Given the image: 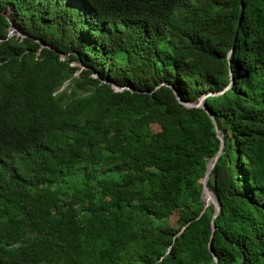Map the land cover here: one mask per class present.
Masks as SVG:
<instances>
[{"label":"trees","instance_id":"1","mask_svg":"<svg viewBox=\"0 0 264 264\" xmlns=\"http://www.w3.org/2000/svg\"><path fill=\"white\" fill-rule=\"evenodd\" d=\"M0 264H264V0H0Z\"/></svg>","mask_w":264,"mask_h":264},{"label":"water","instance_id":"2","mask_svg":"<svg viewBox=\"0 0 264 264\" xmlns=\"http://www.w3.org/2000/svg\"><path fill=\"white\" fill-rule=\"evenodd\" d=\"M221 93H223V92H221ZM176 94H177V93H176ZM219 94H220V93H219ZM177 96H178V95H177ZM209 96H211V95H210V94L204 95V96L200 99V101H199V103H198L197 105H193V104H189V103L187 104V103H185V102H184L179 96H178V99H179V101H180L181 103H183V104L185 103V104L189 105L190 107H201V108L205 109V110L207 111V113L209 114V116L211 117V119H212V121H213V123H214V125H215V128H216L217 133L220 134L221 132H220L219 125H218V122H217V119H216V115H215V113H214V112L208 107V105L206 104V100H207V98H208ZM219 139H220L221 142H222L221 150H220V152L217 154V156H216L214 159H212V160L208 163L207 171H206V176H205V178H204V180H203V195H202V198H203L204 201H205V199H204V195H205L206 191H208L207 189H208V187H209L208 184H209V180H210V178H211V174H212L213 170L215 169V167H216V165H217V163H218V161H219L221 155L224 153V150H225V140H224V137H223L222 135H220V136H219ZM215 197H216V196H215ZM205 203H206V207H209V206H214V207H215V215H214V219H217L218 216L220 215L221 211H222V205H221V203L218 201L217 198H216V201L213 202L212 205H210L207 201H205ZM213 226H214L213 230H215V225L213 224ZM211 252L215 255V253L213 252L212 249H211ZM216 261H218L217 257H216Z\"/></svg>","mask_w":264,"mask_h":264},{"label":"bare ground","instance_id":"3","mask_svg":"<svg viewBox=\"0 0 264 264\" xmlns=\"http://www.w3.org/2000/svg\"><path fill=\"white\" fill-rule=\"evenodd\" d=\"M208 191H206L205 195H204V199L205 201H207L210 205L213 204V202L216 201V197L214 195V193L210 190V188L208 187L207 189Z\"/></svg>","mask_w":264,"mask_h":264},{"label":"rangeland","instance_id":"4","mask_svg":"<svg viewBox=\"0 0 264 264\" xmlns=\"http://www.w3.org/2000/svg\"><path fill=\"white\" fill-rule=\"evenodd\" d=\"M13 34H14V35L17 34V35L21 36L20 33H19L18 31H14ZM232 57H233V55L230 56L231 59H232ZM95 76H96V75H95Z\"/></svg>","mask_w":264,"mask_h":264},{"label":"clouds","instance_id":"5","mask_svg":"<svg viewBox=\"0 0 264 264\" xmlns=\"http://www.w3.org/2000/svg\"><path fill=\"white\" fill-rule=\"evenodd\" d=\"M14 31H16L15 28H12L11 34H13Z\"/></svg>","mask_w":264,"mask_h":264}]
</instances>
